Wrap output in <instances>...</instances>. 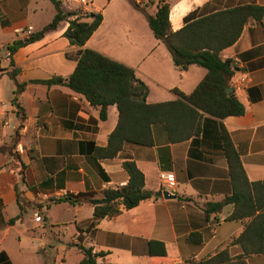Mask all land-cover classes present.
<instances>
[{
	"label": "crops",
	"instance_id": "crops-1",
	"mask_svg": "<svg viewBox=\"0 0 264 264\" xmlns=\"http://www.w3.org/2000/svg\"><path fill=\"white\" fill-rule=\"evenodd\" d=\"M59 1L65 13L102 15L85 48L133 68L148 87L149 104L177 100L174 89L191 94L207 72L195 65L178 70L133 3L146 5L152 15L160 1L168 3L174 32L189 16L198 19L249 5L264 9V0H88L87 7ZM55 15L50 0H0V147L10 144L20 125L12 105L16 86L8 73L18 69L19 81L29 83L19 100L25 114L14 150L19 158L0 153V264H80L83 256L77 245L100 254L99 264H190L224 250L241 255L234 241L247 221L227 220L232 204L218 214L206 211L207 205L221 203L232 192L221 124L249 181H264V14L260 20L251 18L235 44L221 53L235 67L230 88L245 107L242 116L223 121L203 116L201 133L175 144L163 125H155L152 146L125 144L115 158L102 160L94 159L93 150L107 145L118 123L117 108L110 106L103 121L99 109L83 95L64 86L30 83L68 78L74 72L83 48L65 37L69 19L41 40L6 55L8 45L26 39L28 30L39 32ZM126 160L136 163L145 189L153 194L162 190L163 176L172 174L176 198L145 200L94 227L89 202H55L69 196L98 200L102 191L125 186ZM37 211L39 223L34 220ZM196 233L201 235L199 244L188 241ZM247 264H264V253L248 257Z\"/></svg>",
	"mask_w": 264,
	"mask_h": 264
},
{
	"label": "trees",
	"instance_id": "trees-1",
	"mask_svg": "<svg viewBox=\"0 0 264 264\" xmlns=\"http://www.w3.org/2000/svg\"><path fill=\"white\" fill-rule=\"evenodd\" d=\"M50 2L56 10L52 22L26 39L14 41L6 50L12 56L21 47L41 40L47 32L57 29L63 21L69 19L65 37L71 45L83 48L74 72L68 78L52 77L30 83L48 87L64 86L83 95L92 106L99 109L103 121L107 119L110 106L117 108V126L105 147H94L95 160L115 158L125 144L152 146V127L155 125H163L169 142L175 144L198 136L201 133L203 116L223 121L245 113V107L227 92L235 74V67L232 61L223 60L221 53L235 44L251 18H262L263 8L249 5L198 19L189 16L185 26L174 32L169 19L168 3L160 1L154 15L149 13L146 5L133 3L145 15L154 37L165 45L178 70L185 71L195 65L207 72L191 94L186 95L174 89L172 92L178 97L177 100L149 104L148 87L136 78L133 68L85 48L87 41L101 25L102 15L82 11L65 13L61 8V1ZM19 72L14 69L8 76L16 86L12 105L17 109L20 125L10 144L0 147V153L13 159L19 158L14 150L21 140L20 129L25 120L19 100L29 84L19 81ZM220 139L227 160L232 192L221 203L207 205L206 212L218 214L225 206L232 204L234 210L227 220L247 221L243 233L234 241L242 249V254L231 256L228 250H224L199 261L193 260L190 264H247L248 257L264 253V181H249L239 154L222 124ZM122 168L129 175L128 183L123 187L102 191L101 199L69 196L55 199V202H89L94 207L91 224L94 227L100 220L116 218L145 200L158 199L153 192L145 189V177L133 160H126ZM188 241L199 244L201 235L192 234ZM77 248L83 256L80 264H99L98 258L101 255L94 253L92 248L83 245H77ZM161 248V256H164V246L161 245Z\"/></svg>",
	"mask_w": 264,
	"mask_h": 264
},
{
	"label": "built area",
	"instance_id": "built-area-1",
	"mask_svg": "<svg viewBox=\"0 0 264 264\" xmlns=\"http://www.w3.org/2000/svg\"><path fill=\"white\" fill-rule=\"evenodd\" d=\"M66 2L67 3H77V4L81 5V7H87V6L91 5V3L88 0H66ZM27 35L28 36L31 35L29 30L27 31ZM6 55H7V57H11L10 51L7 50ZM20 148H21V146H20ZM175 186H176V182H175V178L172 174H167V175L163 176V178H162V190H161L162 192L167 191L173 195V191L175 189ZM34 220L38 223L42 221V216H41L40 211H37L35 213Z\"/></svg>",
	"mask_w": 264,
	"mask_h": 264
},
{
	"label": "water",
	"instance_id": "water-1",
	"mask_svg": "<svg viewBox=\"0 0 264 264\" xmlns=\"http://www.w3.org/2000/svg\"><path fill=\"white\" fill-rule=\"evenodd\" d=\"M237 71V70H236ZM227 92H228V94L230 95V96H233V93H232V90H231V88H229L228 90H227ZM154 196L155 197H157V198H159V197H163L164 199H175L176 197H175V195H172V194H170L169 192H167V191H158V192H156V193H154Z\"/></svg>",
	"mask_w": 264,
	"mask_h": 264
},
{
	"label": "rangeland",
	"instance_id": "rangeland-1",
	"mask_svg": "<svg viewBox=\"0 0 264 264\" xmlns=\"http://www.w3.org/2000/svg\"><path fill=\"white\" fill-rule=\"evenodd\" d=\"M11 119L13 120V122H15V117L11 115Z\"/></svg>",
	"mask_w": 264,
	"mask_h": 264
}]
</instances>
